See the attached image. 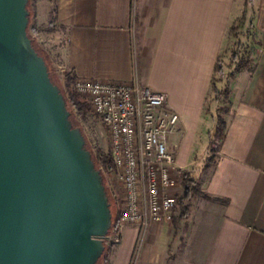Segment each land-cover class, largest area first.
I'll return each mask as SVG.
<instances>
[{
  "label": "crops",
  "instance_id": "1",
  "mask_svg": "<svg viewBox=\"0 0 264 264\" xmlns=\"http://www.w3.org/2000/svg\"><path fill=\"white\" fill-rule=\"evenodd\" d=\"M243 14L252 66L228 81L219 144L207 100ZM35 20L54 26L38 40L56 47L74 78L133 81L166 95L179 118L167 140L175 165H201L199 190L211 199L191 198L176 224L125 226L105 264H264V0H35ZM214 140L216 161L205 169Z\"/></svg>",
  "mask_w": 264,
  "mask_h": 264
},
{
  "label": "water",
  "instance_id": "2",
  "mask_svg": "<svg viewBox=\"0 0 264 264\" xmlns=\"http://www.w3.org/2000/svg\"><path fill=\"white\" fill-rule=\"evenodd\" d=\"M27 5L0 0V264H98L111 203L27 34Z\"/></svg>",
  "mask_w": 264,
  "mask_h": 264
},
{
  "label": "built area",
  "instance_id": "3",
  "mask_svg": "<svg viewBox=\"0 0 264 264\" xmlns=\"http://www.w3.org/2000/svg\"><path fill=\"white\" fill-rule=\"evenodd\" d=\"M72 87L108 137L110 162L101 171L120 191L118 215L110 229L114 243L125 226L170 223L181 169L167 145L179 118L167 107L166 95L133 81L75 78Z\"/></svg>",
  "mask_w": 264,
  "mask_h": 264
},
{
  "label": "rangeland",
  "instance_id": "4",
  "mask_svg": "<svg viewBox=\"0 0 264 264\" xmlns=\"http://www.w3.org/2000/svg\"><path fill=\"white\" fill-rule=\"evenodd\" d=\"M243 1L247 4L249 3V0ZM28 8L29 24L27 28V34L34 41L36 49L46 57L47 63L50 68L51 76L58 85L60 91L65 95V93L67 92L65 85V75L68 74V72L61 67L58 59L55 56L56 47H52L38 40L39 32L52 31L54 30V26L49 25L46 27H39L37 25L35 20V0H30ZM247 15L248 14H243L242 17H239L231 26L229 32L231 42L221 52L219 60L217 61V69L214 75V85L212 87L211 95L207 100L208 104H212L216 108L215 117L217 114L223 115L220 112V109L226 107L227 101L224 98V91L225 89H227L228 81L231 79L228 78V75L233 72L235 66L240 60L249 61L250 63L248 68L251 69L252 66V61L250 59L252 42L250 41L251 39H249L250 33L248 26L250 15ZM70 89L74 92L72 85L70 86ZM80 101L83 102L85 105L84 116L78 114L76 110L68 106L74 126L80 128L86 142V147L92 152L93 158H98L99 154L109 157V143L104 127L102 126L98 118L91 113L89 105L81 98ZM216 145V141L214 140L211 146L212 148H215ZM210 155L211 154H209V156ZM207 159L208 158L203 160V163H205V169H209L215 163L216 156L213 159L212 163H208ZM207 165L208 167L206 168ZM200 166L201 165L196 166L194 172H189L182 169L180 174L176 178L175 186L173 188V193L176 201V205L174 208V216L172 220L173 224H176L175 222L178 221V218L182 214L181 204L179 200L183 194V178H185L189 189H193L198 192L197 194L189 195V199L183 201V204L189 205L188 203L190 202L189 200H191V198L196 199L197 196H201V191L199 190V184L201 183V175L199 174ZM101 169L103 170L104 167H101L99 170L103 177V183L105 185L106 192L111 203V211L114 220L118 214L120 191L119 188L110 179V177L104 174ZM108 237L109 238H107L106 240V246L116 244L114 243V237L111 236V230L109 231ZM98 264H105V261L101 259Z\"/></svg>",
  "mask_w": 264,
  "mask_h": 264
},
{
  "label": "trees",
  "instance_id": "5",
  "mask_svg": "<svg viewBox=\"0 0 264 264\" xmlns=\"http://www.w3.org/2000/svg\"><path fill=\"white\" fill-rule=\"evenodd\" d=\"M29 2H30V0H28V5H27V9L29 10V8H28V6H29ZM32 45H33V48L35 49V51L40 55V56H42L43 57V59L45 60V64H46V66H47V69H48V72H49V76H50V79H51V81L54 83V84H56V82L54 81V79L52 78V76H51V73H50V68H49V65H48V63H47V60H46V57L42 54V53H40L37 49H36V47H35V45H34V41L32 40ZM249 61H246V60H240L238 63H237V65L235 66V69L233 70V72H231L229 75H228V78H232L233 76H234V74L235 73H237V72H239V71H241L242 69H244V68H248V66H249ZM216 69H217V63H216V66H215V71H216ZM74 81H75V78L71 75V74H66L65 75V85H66V89H67V92L65 93V95L62 93V95H63V97H64V99H65V102H66V106H67V109H68V106L69 107H71L72 109H74V110H76L77 112H78V114H81L82 116H84V114H85V105H84V103L83 102H81L80 101V98L70 89V86L71 85H73V83H74ZM211 84H212V87H213V85H214V78H213V80H212V82H211ZM57 85V84H56ZM58 86V85H57ZM224 98H225V100L227 101V103H226V107H224V108H222V109H220V112L222 113V114H225V113H227L228 112V106H227V104H228V98H229V93H228V90L227 89H225V91H224ZM69 110V109H68ZM87 110V109H86ZM70 112V111H69ZM71 115V114H70ZM71 121H72V118H71ZM215 122H216V127H215V129H214V131H213V137L214 138H216L217 140H219V144L221 143V142H223V140H224V131H225V122H224V120H223V118H222V115H220V114H217L216 115V117H215ZM72 123H73V121H72ZM73 125H74V123H73ZM212 143H210V156L208 157V159H207V162L208 163H212L213 162V159L215 158V156H216V153H217V151H218V144L216 145V147L215 148H212ZM87 148V147H86ZM212 148V149H211ZM89 150V149H88ZM90 151V150H89ZM90 153H91V156H92V152L90 151ZM92 159H93V161H94V164H95V167L97 168V169H100L101 167H105V165H107L109 162H110V159H109V157L108 156H104V155H98V158H93V156H92ZM208 167V165L206 166V168ZM182 186H183V194H182V196H181V198H180V200H179V202H180V204H181V215H180V218H184L186 215H187V213H188V210H189V205H184L183 204V201H185V200H187V199H189V195H191V194H197L198 192L197 191H195V190H193V189H189V187L187 186V183H186V180H185V178H183V182H182ZM200 195L203 197V198H205V199H207V200H211L209 197H207L206 195H204L203 193H200ZM225 203H226V201H225ZM112 212V211H111ZM118 215V214H117ZM112 217H113V215H112ZM113 219V218H112ZM116 219V218H115ZM115 219L113 220V221H115ZM110 250H111V246H106L105 247V251H104V253H103V255L101 256V258L99 259V261L101 260V259H103L104 261L106 260V258H107V255H108V253L110 252ZM98 261V262H99Z\"/></svg>",
  "mask_w": 264,
  "mask_h": 264
}]
</instances>
